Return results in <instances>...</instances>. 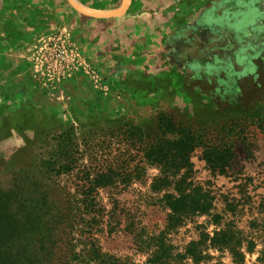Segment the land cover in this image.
Returning a JSON list of instances; mask_svg holds the SVG:
<instances>
[{"label": "rangeland", "instance_id": "rangeland-1", "mask_svg": "<svg viewBox=\"0 0 264 264\" xmlns=\"http://www.w3.org/2000/svg\"><path fill=\"white\" fill-rule=\"evenodd\" d=\"M137 2L140 12L127 21L132 24L126 23L125 36L105 44L101 33H84L80 27L89 24L80 19L49 18L46 30L29 40L20 31L34 20L32 12L21 11V17L15 10L0 25L7 33L1 45L11 33H19L15 46L29 45L20 60L0 61V264L16 257L21 264H48V255L49 264L61 255L69 258L63 234L58 239L48 230L27 233L56 222L59 206L68 208L62 201L70 182L50 172L47 162L64 150L86 163L92 148L109 141L117 146L111 136L123 138L118 134L131 126L144 132L161 114L200 127L232 124L236 134L226 174L210 172L195 152L194 180L212 196V208L164 235L173 253L183 254L201 230L212 236L224 228L239 241L242 258L203 247L197 264H264V0ZM78 13L94 20L93 28L99 27L96 20L115 16ZM87 37L94 40L88 51L81 45ZM59 49L63 58L53 68ZM156 174L148 167L140 179L99 189L96 221L82 215L70 222L85 232L93 225L101 250L148 264L152 243L137 249L139 229L158 235L169 212L165 191L150 188ZM69 208L62 212L78 214ZM71 242L78 251L84 240L75 235ZM176 264L196 263L184 257Z\"/></svg>", "mask_w": 264, "mask_h": 264}, {"label": "trees", "instance_id": "trees-1", "mask_svg": "<svg viewBox=\"0 0 264 264\" xmlns=\"http://www.w3.org/2000/svg\"><path fill=\"white\" fill-rule=\"evenodd\" d=\"M123 134V138L111 136L110 140H115L117 146H112V141H109L103 146L92 148L86 163L80 162L82 155L70 156L64 150L60 152L62 157L47 162L50 172L57 176H67L70 185L64 188L65 199L62 203L78 213H63L68 208L61 205L55 211L58 217L56 222L27 229V233L48 230L53 237L61 239L59 236L63 234L67 238L69 258L61 255L56 264H135L126 257H117L101 250L95 242L93 225L85 232L77 228V222H70V219L85 215L90 217V222H95L100 212L98 190L140 179L145 176L148 167L157 170V174L151 179L150 188L165 191L162 200L169 210L165 227L158 235L147 233L143 227L139 229L141 235L138 239L142 240L137 242V249H144L152 243L148 264H176L184 257H189L197 264L204 258V251L208 247L227 249L234 258H242L238 251L239 241H234L232 231L224 228L213 231L212 236L201 230L198 239L189 242L183 254L173 253L172 246L165 241V234L183 225L187 219L210 213L212 196L195 182L192 159L198 150L199 159L210 172L226 174L234 157V143L232 144L231 139L236 134L232 124L219 128L200 127L179 122L171 115L161 114L155 118L150 129L143 132L140 127L131 126L118 135ZM71 189H74L73 194ZM13 197L12 201L19 204L21 198L17 199L16 194ZM216 217L218 216H214V219ZM20 229L22 234L21 225ZM75 235L84 240L78 251L71 242ZM53 245L61 247L57 242H53ZM50 248L52 247L48 249ZM46 260L49 264V255ZM262 260L264 261V255ZM21 261L16 257L10 264H21Z\"/></svg>", "mask_w": 264, "mask_h": 264}, {"label": "crops", "instance_id": "crops-1", "mask_svg": "<svg viewBox=\"0 0 264 264\" xmlns=\"http://www.w3.org/2000/svg\"><path fill=\"white\" fill-rule=\"evenodd\" d=\"M125 0H0V25L4 21H8L9 16L16 14L14 11L17 10L19 15L23 17V11L32 12L31 19H34L32 23H28L26 26V32L20 31L28 37V40L33 35L42 33L45 27L51 22L60 21L63 17L65 19H80L85 25L80 27V29L88 35H94L96 33H101V43L105 44L109 39H117L119 36L124 37L126 33V23L132 24L130 19H135L136 14L140 11L138 9L137 0H128V3L123 7ZM82 9H86L93 12L99 13H113L114 18L105 20H96V28H93L94 20L88 19L85 16H80L78 12ZM22 11V12H21ZM29 16V15H28ZM17 17H19L17 15ZM134 21V20H133ZM122 23L124 25H122ZM122 25V28L121 26ZM135 26V25H132ZM2 27L0 26V38L3 34L7 35L6 32H2ZM30 30V31H29ZM4 31V30H3ZM11 38H6L3 40L4 44H0V61L3 59L5 63L7 61H17L23 56L25 57V52L28 50V44L23 45L20 41L19 45L16 46L12 42L13 38H17L19 33L14 34ZM135 35V33H133ZM15 38V39H16ZM94 41L91 37L81 38V45L87 51L93 48ZM100 43V44H101ZM96 45V44H95ZM94 51V50H93Z\"/></svg>", "mask_w": 264, "mask_h": 264}, {"label": "built area", "instance_id": "built-area-1", "mask_svg": "<svg viewBox=\"0 0 264 264\" xmlns=\"http://www.w3.org/2000/svg\"><path fill=\"white\" fill-rule=\"evenodd\" d=\"M64 50H61V52ZM60 49H59V53L56 55L55 61L53 63V68L57 67V65H59L61 63V60L63 58V55H60Z\"/></svg>", "mask_w": 264, "mask_h": 264}, {"label": "bare ground", "instance_id": "bare-ground-1", "mask_svg": "<svg viewBox=\"0 0 264 264\" xmlns=\"http://www.w3.org/2000/svg\"><path fill=\"white\" fill-rule=\"evenodd\" d=\"M127 3H128V0H125V1H124V5H123V7H124Z\"/></svg>", "mask_w": 264, "mask_h": 264}]
</instances>
